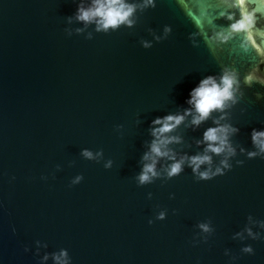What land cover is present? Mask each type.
I'll return each instance as SVG.
<instances>
[{"label": "water", "instance_id": "water-1", "mask_svg": "<svg viewBox=\"0 0 264 264\" xmlns=\"http://www.w3.org/2000/svg\"><path fill=\"white\" fill-rule=\"evenodd\" d=\"M128 2L131 24L98 30L76 18L92 0H0V264H264V152L250 136L264 129V83L244 80L264 76V57L229 30L241 9ZM245 8L264 45V0ZM225 69L236 102L166 135L179 160L204 152L214 120L230 124L229 166L209 152L200 170L220 173L199 178L185 159L169 176L158 157L140 183L151 121L184 113L189 90Z\"/></svg>", "mask_w": 264, "mask_h": 264}, {"label": "clouds", "instance_id": "clouds-1", "mask_svg": "<svg viewBox=\"0 0 264 264\" xmlns=\"http://www.w3.org/2000/svg\"><path fill=\"white\" fill-rule=\"evenodd\" d=\"M152 0H145V4H150ZM236 5L241 9V17L236 22L229 25L231 32H243L247 42L256 50L257 54L264 57V45H261L255 38V17L253 11L246 10L245 0H234ZM136 5L129 3L128 0H92L89 7H78L76 18L84 22H95L97 29L107 30L115 28L122 23L131 24L130 17L135 11ZM223 38V37H222ZM245 83L251 85L253 80L264 83V76L257 75L254 68L244 78ZM239 81L234 71L225 69L217 80L214 76L203 77L194 87L189 90L187 103L191 106L185 109L184 113H168L164 116H157L152 121L153 127L150 129L153 137L149 145V151L145 152L143 159L145 163L141 172L138 174L140 183L148 182L152 177L158 175L156 171V162L158 157H168L173 162L167 167L166 171L169 176L178 174L182 170V165L187 159L188 164L192 167L193 172L197 173L199 178L208 179L216 173L222 171L221 167H216L214 171L211 169L200 170L202 164H210L211 156L209 152L220 154L226 153L225 159L220 164L228 167L227 156L234 154L235 149L229 141L230 134L238 131V129L230 124H221L219 120H214L215 126H210L202 134L203 142L206 147L203 153L192 155L189 157H181L175 159V155L167 147L169 143L177 140L178 137L168 136L166 133L179 125L185 116L191 114V124L198 125L209 117L213 111H221L229 105V102L235 103L237 100L236 92L238 91ZM261 97L257 93V98ZM222 118V117H221ZM253 145L258 152H264V129L253 128L250 133ZM200 143V141H197ZM257 152H249V156L256 155ZM85 156L92 154L87 150L84 151ZM163 213H161V218ZM201 227L206 228L205 225ZM245 251H251V247L247 246ZM66 255L62 250L61 256ZM57 260L60 257H56ZM63 264V262H62Z\"/></svg>", "mask_w": 264, "mask_h": 264}]
</instances>
